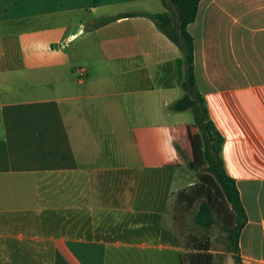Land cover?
Returning <instances> with one entry per match:
<instances>
[{"label": "crops", "instance_id": "obj_1", "mask_svg": "<svg viewBox=\"0 0 264 264\" xmlns=\"http://www.w3.org/2000/svg\"><path fill=\"white\" fill-rule=\"evenodd\" d=\"M165 9L0 0V264H181L194 183L175 178L205 161L167 108L186 66ZM186 29L246 216L239 263L264 264V0H200Z\"/></svg>", "mask_w": 264, "mask_h": 264}, {"label": "trees", "instance_id": "obj_2", "mask_svg": "<svg viewBox=\"0 0 264 264\" xmlns=\"http://www.w3.org/2000/svg\"><path fill=\"white\" fill-rule=\"evenodd\" d=\"M200 0H168L176 12L168 8L151 14L157 28L181 51L185 62V75L180 83L183 94L167 108L170 112L189 110L193 124L202 139L204 164L191 165L196 173V182L189 193V205L199 201L194 222L205 229L218 224L225 231L233 263H239V234L244 227L246 216L235 180L230 177L221 155L224 137L218 131L208 113L203 95L196 86L193 73V39L186 26L196 16ZM190 251L185 252L181 264H213L214 255L208 239L191 237Z\"/></svg>", "mask_w": 264, "mask_h": 264}, {"label": "rangeland", "instance_id": "obj_3", "mask_svg": "<svg viewBox=\"0 0 264 264\" xmlns=\"http://www.w3.org/2000/svg\"><path fill=\"white\" fill-rule=\"evenodd\" d=\"M166 10V9H165ZM181 90V95L183 94V90ZM180 95V96H181ZM185 113L189 119H191V112L189 110L180 111ZM178 113V112H172ZM181 178H175L176 184L181 186L187 185V183H195L196 182V173L194 170L186 168V170H180ZM178 181V182H177ZM199 201L193 202L189 205V212H188V245L189 251L191 248L192 236L197 237L198 239L205 240L208 239V243L214 255L213 264H233L232 255L229 249V243L226 239V233L223 231L218 224H214L213 226L205 229L201 226H198L194 222V214L197 210ZM180 231H177L179 234ZM184 233V232H183ZM183 241L185 242V236L183 237Z\"/></svg>", "mask_w": 264, "mask_h": 264}]
</instances>
